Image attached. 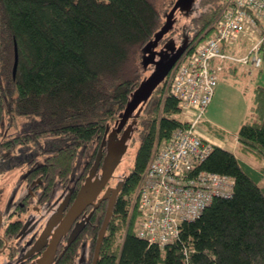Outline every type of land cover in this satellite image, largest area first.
<instances>
[{
    "label": "trees",
    "instance_id": "trees-1",
    "mask_svg": "<svg viewBox=\"0 0 264 264\" xmlns=\"http://www.w3.org/2000/svg\"><path fill=\"white\" fill-rule=\"evenodd\" d=\"M174 1L0 0V103L10 114L9 123L19 122V131L8 133L1 146L11 151L18 145L20 163L35 160L38 174L50 180L64 168L70 175L80 163L85 174L106 148L107 128L153 68L145 49ZM229 1L196 0L192 12H175L173 27L155 49L171 38L178 42L184 34L192 42L183 56L194 52L211 36ZM15 43L19 57L14 74ZM260 51L263 64L264 41ZM229 62L239 69L237 62ZM227 66L228 62L220 71ZM171 73L137 118L133 138L138 145L97 264H264V84L260 83L253 89L250 117L236 133L239 151L252 155L258 164L213 144L198 169L232 176V195L215 197L199 217L181 222L179 236L164 246L138 235L135 195L140 180L162 140L178 126L189 125L171 90ZM13 106L16 119L11 117ZM204 113L197 128L208 122L211 133L225 137L226 131L214 129ZM31 153L48 156L38 164V156ZM122 229L118 246L117 233Z\"/></svg>",
    "mask_w": 264,
    "mask_h": 264
},
{
    "label": "built area",
    "instance_id": "built-area-1",
    "mask_svg": "<svg viewBox=\"0 0 264 264\" xmlns=\"http://www.w3.org/2000/svg\"><path fill=\"white\" fill-rule=\"evenodd\" d=\"M239 37L250 43L247 54L227 49ZM263 41L264 0H230L211 36L176 64L171 90L187 111L184 118L189 125L178 126L162 140L140 180L139 236L164 246L179 236L181 222L199 217L215 197L232 195V176L198 169L213 144L199 134L197 123L214 93L217 72L228 61L261 66Z\"/></svg>",
    "mask_w": 264,
    "mask_h": 264
},
{
    "label": "flooded vegetation",
    "instance_id": "flooded-vegetation-1",
    "mask_svg": "<svg viewBox=\"0 0 264 264\" xmlns=\"http://www.w3.org/2000/svg\"><path fill=\"white\" fill-rule=\"evenodd\" d=\"M5 107L0 103V264H39L43 261L49 264H92L113 188L120 185L113 199V213L106 232L116 215L115 205L130 171L115 170L96 198L77 212L72 221L69 220L68 212L97 156L100 160L96 174L101 172L106 148L89 164L85 174V166L80 163L70 175L64 168L58 177L50 180L38 174L40 169L35 160L20 163L18 145L15 144L11 151L8 146H1L3 138L8 139V133L17 129L15 120L9 123L10 114L6 113ZM11 117H18L14 106ZM30 155L34 156L33 153ZM35 156L40 164L48 155L40 153ZM22 167L26 171L20 170ZM14 172L19 173L15 178L16 174L10 177L11 182L6 174ZM5 183H8L6 189Z\"/></svg>",
    "mask_w": 264,
    "mask_h": 264
},
{
    "label": "water",
    "instance_id": "water-1",
    "mask_svg": "<svg viewBox=\"0 0 264 264\" xmlns=\"http://www.w3.org/2000/svg\"><path fill=\"white\" fill-rule=\"evenodd\" d=\"M196 6V0H175L170 11L166 13L165 23L155 32L154 37L150 40L145 49V52L147 54L149 53L147 61L154 66L151 68L150 73L141 80L137 88L131 93L125 108L119 113V117L115 121V124L107 128L106 135L103 139V145L106 146V154L104 156L102 170L96 174V169L100 160V156H97L94 165L81 186L77 199L68 212L69 220L72 221L76 217L77 212L81 211L96 198L121 163L129 147L133 133L137 128V118L144 104L149 99L154 89L167 77L176 62L188 49L192 39L188 35L181 34V39L178 42L171 38L160 49H155V47L159 44L163 35L173 27V16L176 10L178 9L180 12H186V14H188L192 12ZM18 57L17 43H15L14 74L17 70ZM102 154L103 153H101V155ZM119 189V184L113 188V195L108 206L106 217L98 233L95 256L92 264H97L107 225L113 213V199L119 192ZM39 264H49V262L46 263L43 261Z\"/></svg>",
    "mask_w": 264,
    "mask_h": 264
},
{
    "label": "rangeland",
    "instance_id": "rangeland-1",
    "mask_svg": "<svg viewBox=\"0 0 264 264\" xmlns=\"http://www.w3.org/2000/svg\"><path fill=\"white\" fill-rule=\"evenodd\" d=\"M175 2V1H174ZM173 2V4H174ZM173 4H171L170 9L172 8ZM170 9H166L164 11L165 13V21H166V13H168L170 11ZM176 13H181L180 10H176ZM165 23V22H164ZM163 23V24H164ZM239 40H243V42L241 43V46H244V51H242V54H247L249 51V41L243 37H239L235 42L237 43ZM249 66V65H248ZM250 70H247V66L246 65H240V68L242 70H247L246 72L241 71L240 69L238 70V74L237 75H258L259 76V82L260 84H264V62L262 64L261 67H256V66H249ZM151 71V69H149ZM149 71V73H150ZM148 73V74H149ZM220 75L224 74V71H219ZM230 75V74H229ZM254 84H258L256 83V81L254 80L252 82L251 85ZM228 84L226 83V81L223 80V78H221V80L218 83L219 86V91H222V94L220 92H218L216 94V97L214 99V101L212 102V104L210 103L209 107H208V111H206L204 113V117L206 116V119H208V121L211 122L212 127H214V129H218L222 128L223 130L226 131V138L230 141V143L234 145H236V140H235V136L236 133L238 132L241 122L248 119L250 117V103L249 101L251 100V94L253 91V86H250L248 88H245L241 91V93L243 95H241L239 92L240 90L237 87H231V86H226L224 89V86ZM248 85V84H247ZM249 86V85H248ZM187 111L182 110L181 116L184 115L185 118L186 117V113ZM196 114V112H195ZM208 126V122H200V124L198 125V127L200 129H204ZM217 126L219 128H217ZM197 128V129H199ZM137 129V128H136ZM135 129V131H136ZM14 131H19V122L17 125V129ZM134 131V132H135ZM134 135V133H133ZM138 143L136 141L135 138H133L129 143V147L125 153V155L123 156V159L121 161V163L118 165L116 172H121V171H128L129 167L132 165L133 162V157H134V153L136 150ZM236 153L243 158H246V160H249L251 163H255V165H257V161H255L254 157L252 155H247L244 154L243 152L241 153L239 150L236 149ZM24 170L26 171V168H20V170ZM19 172H14V174L11 173V175L6 174V177L11 180L10 177H12L13 175H15L13 178H15L18 175ZM12 182V180H11ZM264 183V180H263ZM11 184V183H10ZM9 184V185H10ZM4 188H8V183H5ZM124 229L118 231L117 233V239H116V244L119 246L120 243L123 240V236H124ZM159 264H164L163 262H160Z\"/></svg>",
    "mask_w": 264,
    "mask_h": 264
},
{
    "label": "crops",
    "instance_id": "crops-1",
    "mask_svg": "<svg viewBox=\"0 0 264 264\" xmlns=\"http://www.w3.org/2000/svg\"><path fill=\"white\" fill-rule=\"evenodd\" d=\"M243 42V40H239L237 43H235L234 45L232 46H229V51L231 52H234V53H241L242 54V51H244V46H241V43ZM214 61H218L217 59H214ZM231 64V65H230ZM231 66V67H230ZM249 66H252V65H249ZM247 65V70H250V67ZM227 70L224 71V74L223 75H220L218 76V82H217V85H216V88H215V93H214V96H213V99L211 101V104L212 102L214 101L215 97H216V94L218 92H220L222 94V91L220 90L219 91V86H218V83L219 81L221 80V78H223L224 81H226V84L224 86V89L226 86H231V87H237L239 90H240V94L243 95L241 93V91L245 88H248L250 86H253V89L255 88L256 84L252 82L255 80L256 83L259 82V76L258 75H237L238 74V70L240 69L241 71H246L245 70H242L240 67L239 69L238 68H234L232 63L231 62H228V66H227ZM230 74V75H229ZM249 86H248V85ZM252 94H253V91H252ZM252 94L250 95L251 96V100L249 101L250 103V106L252 104ZM244 96V95H243ZM245 97V96H244ZM209 107V106H208ZM208 109V108H207ZM250 110V108H249ZM208 111V110H207ZM206 117V116H205ZM199 128V127H198ZM200 134L207 140L211 141L212 143L214 144H217V145H220L226 149H229L233 152H235V154H237L236 152V149L239 150L240 147H239V144H238V141H237V138L235 136V140H236V145L233 146L232 143H230V141L226 138L227 136L225 137H219L217 135H214L213 133H211L207 128H204V129H198ZM238 155V154H237ZM239 156V155H238ZM240 157V156H239ZM242 158V157H241ZM250 163V162H249Z\"/></svg>",
    "mask_w": 264,
    "mask_h": 264
}]
</instances>
